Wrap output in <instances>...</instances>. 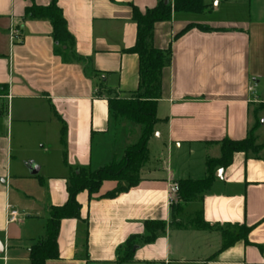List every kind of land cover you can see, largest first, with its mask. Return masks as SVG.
Masks as SVG:
<instances>
[{
	"label": "crops",
	"instance_id": "crops-1",
	"mask_svg": "<svg viewBox=\"0 0 264 264\" xmlns=\"http://www.w3.org/2000/svg\"><path fill=\"white\" fill-rule=\"evenodd\" d=\"M51 1L0 0V85L7 87L0 95V264H28L49 207L66 202L71 171L98 170L115 156L114 122L98 80L118 97L137 90L138 57L126 52L136 37L131 9L144 12L158 0H57L76 54L99 73L95 80L54 53L48 21L23 19L26 8ZM203 3L208 13L172 12L153 26V46L170 49L171 62L139 184L114 199L103 198L113 181L91 196L78 193L80 218L61 221L59 257L45 264H264V151L258 160L234 154L202 200L181 206L183 220L170 211L173 186L202 179L206 156H219L214 143L245 139L253 110L264 106V0ZM31 160L38 166L33 176L25 163ZM7 206L18 211L17 222L6 224ZM197 211L210 226L250 228L247 243L221 249L218 231L184 223ZM145 221L166 223L149 243L140 241L148 235ZM130 237L131 259L118 261L117 249Z\"/></svg>",
	"mask_w": 264,
	"mask_h": 264
},
{
	"label": "trees",
	"instance_id": "trees-1",
	"mask_svg": "<svg viewBox=\"0 0 264 264\" xmlns=\"http://www.w3.org/2000/svg\"><path fill=\"white\" fill-rule=\"evenodd\" d=\"M166 1L158 0L154 8L146 9L144 12H140L135 7L131 9V19L136 25V37L134 45L126 52L138 57L137 90L130 93L127 98L118 97L104 85L102 79L98 80L97 93L107 98L110 119L115 124L120 121L129 123L131 128L135 129V139L122 150L120 156H114L100 169L92 171L78 168L70 172L66 182V202L62 206L49 207L44 225V236L28 249V264H45L46 261L58 259L57 237L61 221L80 218V205L76 200L78 193L86 191L91 196L99 191L104 181H113L115 187L103 198L114 199L139 184L140 170L148 158V140L153 135L154 126L157 123L156 104L161 98L162 72L169 67L171 62L170 49L159 50L153 46V26L158 22L169 21L172 12L202 14L208 10L203 0H172L171 5ZM23 19L48 21L52 28L54 53L60 56L65 63L80 64L86 77L92 80L99 77V73L90 67L89 60L76 54L74 39L67 31L66 22L57 6V0H52L47 6L32 5L26 8ZM191 27L187 26L182 32ZM199 29L210 30L202 26H199ZM6 93L7 87L0 85V95ZM263 110V105H259L253 110V125L249 126L245 139L239 141L223 139L214 143L219 147V156L217 158L206 156L205 175L202 179L180 180L176 183L178 190L170 206L173 219L181 212L183 204L202 200L215 180V172L228 167L234 154L242 153L247 159H261L264 151V139L259 138L257 131L264 124V118L258 116L259 111ZM5 113V106H0V115ZM64 136L65 129L63 127L60 138L62 144ZM184 223L197 229L218 231L222 238L221 249L240 239L247 243L246 237L250 231V228L243 224L210 226L204 221L201 211L186 218ZM173 226H182V223L174 222ZM143 227L148 235L140 241L149 243L156 238L159 232L165 230L166 223L164 221H145ZM135 239V237L128 238L117 249L118 261L131 259ZM120 252L122 253L120 254Z\"/></svg>",
	"mask_w": 264,
	"mask_h": 264
},
{
	"label": "rangeland",
	"instance_id": "rangeland-1",
	"mask_svg": "<svg viewBox=\"0 0 264 264\" xmlns=\"http://www.w3.org/2000/svg\"><path fill=\"white\" fill-rule=\"evenodd\" d=\"M209 8H208L207 13L210 11ZM251 125H253V118L251 119V122H250V126ZM112 127L115 130V141L113 142L114 149H115L114 150L115 156H120L121 151L135 139V129L131 128V125H129V123H127L126 121H120V122H117L116 124L114 123L112 124ZM258 134H259V138L262 139L264 133L257 132V135ZM25 163L27 164L34 163L35 165H37L34 160H31ZM185 215L186 214L181 215L180 213L177 215V217L183 220L184 217H186Z\"/></svg>",
	"mask_w": 264,
	"mask_h": 264
},
{
	"label": "built area",
	"instance_id": "built-area-1",
	"mask_svg": "<svg viewBox=\"0 0 264 264\" xmlns=\"http://www.w3.org/2000/svg\"><path fill=\"white\" fill-rule=\"evenodd\" d=\"M10 35H11V38L13 40L18 35V31L15 30V29H12L11 32H10ZM172 189H173L174 193L177 192V190H178L177 185L175 184ZM171 202H173V198L170 197V203ZM18 218H19L18 211L13 209L10 206H7V208H6V218H5L6 224L15 223V222H17Z\"/></svg>",
	"mask_w": 264,
	"mask_h": 264
},
{
	"label": "water",
	"instance_id": "water-1",
	"mask_svg": "<svg viewBox=\"0 0 264 264\" xmlns=\"http://www.w3.org/2000/svg\"><path fill=\"white\" fill-rule=\"evenodd\" d=\"M167 3V1H166ZM263 121H261V124ZM28 172L30 175H36L38 173V166H36L34 163H29L28 164ZM222 173V170H218L215 172L214 177L215 178H220V174ZM134 249V248H133Z\"/></svg>",
	"mask_w": 264,
	"mask_h": 264
}]
</instances>
